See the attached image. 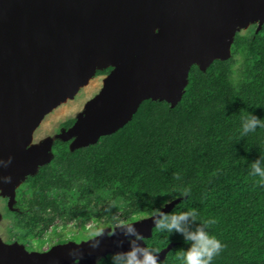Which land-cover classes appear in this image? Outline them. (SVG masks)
I'll use <instances>...</instances> for the list:
<instances>
[{
    "label": "water",
    "instance_id": "95a60500",
    "mask_svg": "<svg viewBox=\"0 0 264 264\" xmlns=\"http://www.w3.org/2000/svg\"><path fill=\"white\" fill-rule=\"evenodd\" d=\"M257 21L260 29L264 0H0V184L9 189L47 162L48 143L26 149L27 142L42 117L96 70L112 69L60 136L77 137L72 150L115 133L143 101L175 106L190 68L228 59L234 35ZM175 203L110 236L16 253L15 263L92 264L93 257L145 250L143 239ZM169 248L154 255L157 262Z\"/></svg>",
    "mask_w": 264,
    "mask_h": 264
},
{
    "label": "trees",
    "instance_id": "16d2710c",
    "mask_svg": "<svg viewBox=\"0 0 264 264\" xmlns=\"http://www.w3.org/2000/svg\"><path fill=\"white\" fill-rule=\"evenodd\" d=\"M229 52L247 57L238 86L231 58L204 71L192 66L175 106L143 101L128 123L94 145L70 151L69 141H54L53 162L28 178L31 206L55 213L34 218L38 233L56 216L93 221L97 229L150 218L176 201L164 215L196 210L189 231L214 221L204 229L222 244L212 264H264V185L249 175L257 161L264 169V127L240 134L246 115L264 123V24L256 33H236ZM51 188L54 199L46 197ZM143 242L153 255L170 246L157 264H183L181 253L191 246L183 234L155 225ZM125 260L109 254L96 264Z\"/></svg>",
    "mask_w": 264,
    "mask_h": 264
},
{
    "label": "rangeland",
    "instance_id": "374dc122",
    "mask_svg": "<svg viewBox=\"0 0 264 264\" xmlns=\"http://www.w3.org/2000/svg\"><path fill=\"white\" fill-rule=\"evenodd\" d=\"M258 26L259 22L257 21L250 24L247 29L240 30L238 33H256L259 30ZM230 58L232 60L231 67L233 70L231 79L233 85L236 87L241 82L243 63H245L247 57L246 55L239 54L235 57L229 55L228 59ZM106 69L107 68L96 70L94 74L90 76L87 83L78 89L73 98L66 100L64 103L58 105L55 109L44 115L40 120L38 127L33 131L31 141L27 144L28 146L26 149H39L45 143H48V147H51L54 140H59L60 136H62L64 132L74 124L76 118L83 113L85 104L92 100L101 91L104 80L108 75L97 74V71H103ZM70 121H73L72 125L65 128L64 124ZM76 139L77 137H74L69 140V143L71 144L70 151L76 147ZM47 153L49 155L47 157V162L43 165L37 166L36 170L32 172V175L17 179L16 184L11 188L6 189L4 192H2L3 187L1 185L0 245H12L25 253H27V247H30L35 251H45L67 243L78 245L101 235L103 232L106 233L107 236H110L114 228L130 224L117 222L112 227L98 226L96 229L93 221H88L82 225L77 219L65 221L59 216H56L51 222H49L48 227L43 232L38 233L39 225H32L35 221L34 218L37 216L36 219L39 217L45 219L47 216L51 217L55 213H53L51 208H48L46 213H41L40 210L34 209V207L31 206L33 202V189L30 187L28 178L34 176L40 167L53 162L54 155L51 153L50 148ZM54 179L56 178H52V180ZM54 196L55 192L53 191V188L46 191L47 198L54 199ZM14 203L15 206H12ZM15 209L17 211H20L21 209V214L14 212L16 211ZM144 219L135 222H140ZM91 232L97 235H93ZM92 260V264H96L99 257H93ZM73 264H80V262L75 261Z\"/></svg>",
    "mask_w": 264,
    "mask_h": 264
},
{
    "label": "clouds",
    "instance_id": "9594fccd",
    "mask_svg": "<svg viewBox=\"0 0 264 264\" xmlns=\"http://www.w3.org/2000/svg\"><path fill=\"white\" fill-rule=\"evenodd\" d=\"M258 127H264V123L254 116L246 115L241 124L240 134L242 136L247 135L254 132ZM258 164L259 161L251 165L252 172L249 175L251 176L254 173L259 178L257 183L264 185V169H261ZM196 217V210L171 215L161 214L160 218L155 221V227L168 233L173 231L181 233L187 241L191 242L190 248L186 252L181 253L180 258L183 264H212L213 258L221 251L222 244L215 236L204 231L214 221L202 223V227L197 228L194 232L187 229V222H189L190 218L192 221H196ZM148 249L155 252V249L150 247L145 250L133 248L127 253L124 264H157L156 257L150 254ZM137 252L142 253V259L137 258Z\"/></svg>",
    "mask_w": 264,
    "mask_h": 264
},
{
    "label": "flooded vegetation",
    "instance_id": "af4514ba",
    "mask_svg": "<svg viewBox=\"0 0 264 264\" xmlns=\"http://www.w3.org/2000/svg\"><path fill=\"white\" fill-rule=\"evenodd\" d=\"M112 70V69H111ZM110 70V71H111ZM110 71L107 73V74H105V75H108L109 73H110ZM68 128V127H67ZM54 141H56V140H54ZM54 141L52 142V143H54ZM52 145V144H51ZM50 149H51V147H50ZM4 190H6V188H4L3 187V191ZM2 191V190H1ZM12 206H15V203H14V205H12ZM16 210V209H15ZM13 211V210H12ZM14 212H16V213H18V214H21V209H20V211H14ZM19 216V215H18ZM28 240V239H27ZM28 246V245H27ZM26 251H27V253L26 254H31V253H37V254H43V253H46V252H48L49 251V249L48 250H45V251H35V250H32L30 247H27V249H26ZM23 252L24 251H22V250H18L15 246H12V245H0V264H16L15 262V258H16V256H15V254L16 253H18V254H22L23 256H24V254H23ZM25 253V252H24Z\"/></svg>",
    "mask_w": 264,
    "mask_h": 264
},
{
    "label": "bare ground",
    "instance_id": "6f19581e",
    "mask_svg": "<svg viewBox=\"0 0 264 264\" xmlns=\"http://www.w3.org/2000/svg\"><path fill=\"white\" fill-rule=\"evenodd\" d=\"M87 81H88V80H87ZM87 81H85L84 85L87 83ZM84 85H82L81 87H83ZM29 142H30V141H29ZM29 142H27V144H28ZM27 144H26V145H27ZM1 185H2V184H0V187H1ZM2 187H4V186L2 185ZM2 189H3V188H2Z\"/></svg>",
    "mask_w": 264,
    "mask_h": 264
}]
</instances>
